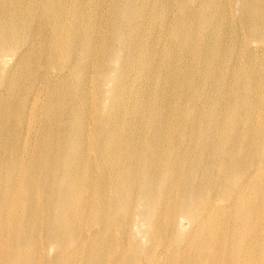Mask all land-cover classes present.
Returning a JSON list of instances; mask_svg holds the SVG:
<instances>
[{
    "label": "bare ground",
    "instance_id": "6f19581e",
    "mask_svg": "<svg viewBox=\"0 0 264 264\" xmlns=\"http://www.w3.org/2000/svg\"><path fill=\"white\" fill-rule=\"evenodd\" d=\"M0 264H264V0H0Z\"/></svg>",
    "mask_w": 264,
    "mask_h": 264
}]
</instances>
